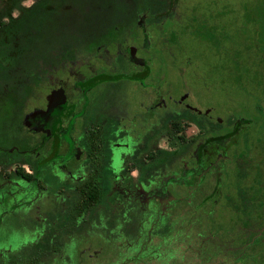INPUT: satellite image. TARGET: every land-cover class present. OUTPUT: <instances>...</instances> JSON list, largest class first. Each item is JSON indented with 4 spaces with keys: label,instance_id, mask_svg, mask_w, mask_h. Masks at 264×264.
I'll use <instances>...</instances> for the list:
<instances>
[{
    "label": "flooded vegetation",
    "instance_id": "1",
    "mask_svg": "<svg viewBox=\"0 0 264 264\" xmlns=\"http://www.w3.org/2000/svg\"><path fill=\"white\" fill-rule=\"evenodd\" d=\"M180 1L60 61L20 117L1 109L0 264H264V157L235 145L246 121L177 100L146 57Z\"/></svg>",
    "mask_w": 264,
    "mask_h": 264
},
{
    "label": "rangeland",
    "instance_id": "2",
    "mask_svg": "<svg viewBox=\"0 0 264 264\" xmlns=\"http://www.w3.org/2000/svg\"><path fill=\"white\" fill-rule=\"evenodd\" d=\"M179 10V15L148 31L153 51L146 57L154 60L156 81L191 108H210L226 121L244 119L247 124L240 143H235L237 151L260 164L264 157V0H181ZM130 96L142 95L132 91ZM175 108L182 112L180 105ZM229 213L221 208L220 216ZM90 238L103 243L99 236L90 234Z\"/></svg>",
    "mask_w": 264,
    "mask_h": 264
},
{
    "label": "trees",
    "instance_id": "3",
    "mask_svg": "<svg viewBox=\"0 0 264 264\" xmlns=\"http://www.w3.org/2000/svg\"><path fill=\"white\" fill-rule=\"evenodd\" d=\"M27 1L0 0V111L12 110V117H20L60 61L95 51L117 28L133 30L143 13L160 24L170 7V0Z\"/></svg>",
    "mask_w": 264,
    "mask_h": 264
}]
</instances>
